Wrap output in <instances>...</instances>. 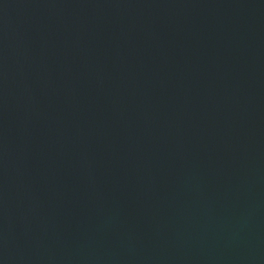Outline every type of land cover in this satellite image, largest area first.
<instances>
[{"label": "water", "instance_id": "95a60500", "mask_svg": "<svg viewBox=\"0 0 264 264\" xmlns=\"http://www.w3.org/2000/svg\"><path fill=\"white\" fill-rule=\"evenodd\" d=\"M0 264H264V0H0Z\"/></svg>", "mask_w": 264, "mask_h": 264}]
</instances>
